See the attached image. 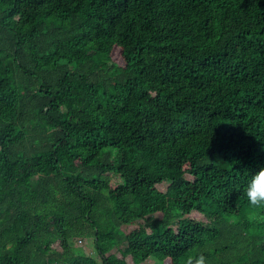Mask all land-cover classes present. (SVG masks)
Listing matches in <instances>:
<instances>
[{
	"label": "trees",
	"instance_id": "obj_1",
	"mask_svg": "<svg viewBox=\"0 0 264 264\" xmlns=\"http://www.w3.org/2000/svg\"><path fill=\"white\" fill-rule=\"evenodd\" d=\"M262 167L264 0H0V264H264Z\"/></svg>",
	"mask_w": 264,
	"mask_h": 264
},
{
	"label": "clouds",
	"instance_id": "obj_2",
	"mask_svg": "<svg viewBox=\"0 0 264 264\" xmlns=\"http://www.w3.org/2000/svg\"><path fill=\"white\" fill-rule=\"evenodd\" d=\"M245 196L253 209H264V167L251 175L245 189ZM185 264H207V257L203 253H199L188 257Z\"/></svg>",
	"mask_w": 264,
	"mask_h": 264
},
{
	"label": "rangeland",
	"instance_id": "obj_3",
	"mask_svg": "<svg viewBox=\"0 0 264 264\" xmlns=\"http://www.w3.org/2000/svg\"><path fill=\"white\" fill-rule=\"evenodd\" d=\"M113 58L117 62L120 61L117 53L113 54ZM118 183L119 182L117 180L112 178L111 180L112 186H116ZM165 187H166L165 184H158L155 186V188L159 191H164ZM122 229L126 232L128 236L136 235L137 232H147L148 231L143 225H140V224L131 225L129 227H123ZM70 244H71V247H73L74 249L81 250L86 255L96 257L95 252L92 250V245H93L92 239L84 238L82 243H78V241L75 239ZM164 263H166V261ZM145 264H151V261H147Z\"/></svg>",
	"mask_w": 264,
	"mask_h": 264
}]
</instances>
